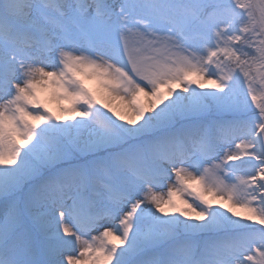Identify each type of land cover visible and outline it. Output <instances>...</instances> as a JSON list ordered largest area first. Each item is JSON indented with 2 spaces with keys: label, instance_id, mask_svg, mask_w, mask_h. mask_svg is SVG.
Masks as SVG:
<instances>
[{
  "label": "snow or ice",
  "instance_id": "1",
  "mask_svg": "<svg viewBox=\"0 0 264 264\" xmlns=\"http://www.w3.org/2000/svg\"><path fill=\"white\" fill-rule=\"evenodd\" d=\"M0 264H264V0H0Z\"/></svg>",
  "mask_w": 264,
  "mask_h": 264
},
{
  "label": "rangeland",
  "instance_id": "2",
  "mask_svg": "<svg viewBox=\"0 0 264 264\" xmlns=\"http://www.w3.org/2000/svg\"><path fill=\"white\" fill-rule=\"evenodd\" d=\"M52 107H54V105Z\"/></svg>",
  "mask_w": 264,
  "mask_h": 264
}]
</instances>
